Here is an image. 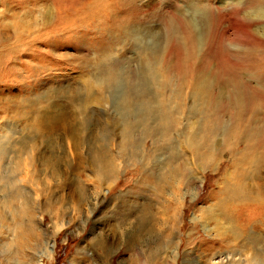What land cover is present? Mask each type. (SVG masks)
<instances>
[{"label":"rangeland","instance_id":"1","mask_svg":"<svg viewBox=\"0 0 264 264\" xmlns=\"http://www.w3.org/2000/svg\"><path fill=\"white\" fill-rule=\"evenodd\" d=\"M104 2L92 20L61 18L56 0H0V264H264V149L246 152L264 102L252 126L230 116L249 119L243 99L214 129L166 31L177 11L194 26L216 94L219 15L264 94V0ZM112 70L125 94L137 86L132 107Z\"/></svg>","mask_w":264,"mask_h":264},{"label":"bare ground","instance_id":"2","mask_svg":"<svg viewBox=\"0 0 264 264\" xmlns=\"http://www.w3.org/2000/svg\"><path fill=\"white\" fill-rule=\"evenodd\" d=\"M86 2H87L86 0H56L57 6L59 7L58 12L61 18L64 15L66 16L68 14H69V17L68 16L66 17L73 18L77 14H80V13L83 14L82 10L84 9L87 11V13L85 14L88 15L89 19L96 20L98 19L97 10L101 9L100 11H104V10L107 11L105 7L106 3L104 2V0L95 1L96 6L94 7H96V10L91 7L86 6L88 5V3ZM75 8H78L79 11H76ZM177 12L178 13H175L173 18H171L170 20H166L168 21V30L166 31H167L168 37L171 38L172 39L171 41L174 43V45H172L171 50H174L173 52L176 53L175 56H178V58L176 57L177 63H174V64H176L175 65L176 68L181 72V75L183 77L187 76L188 78L187 83L190 84V87H191L190 96L192 97V100H194L197 104L203 102L204 100H207L208 104L210 105L207 108V113L210 116L216 115V122H214L213 124L214 129H216L215 128L216 125L218 126L220 125L219 122L221 121L223 114L228 113L229 110L236 107V105L239 106L240 103H242L241 100L246 99L249 101L247 110L249 111L251 115L250 117H248L249 119L247 121H244L243 119L238 117L237 114L231 115L232 112H229V113H230V116L235 119L234 124L236 128L247 122H249V126H252L254 123H256L255 121L258 119L257 110L261 108V106L263 105L264 94H262L261 90L253 88L250 82H245L241 77V74H242L241 71L242 70L245 71V69H248V66L246 65V63H248L249 61L250 62L255 61L254 59L253 60L250 59V56L252 54L251 50L245 49L247 53L245 52L246 54L243 53L242 55L241 54L237 55L236 53L231 54L228 48L226 47L225 36L222 33L220 34L219 33L220 30L217 28L220 26V24H222L221 22L223 21L219 17V15L215 14L213 18L214 19L213 24H214L215 29L213 28L214 30L212 31V34H214V42H213L214 50L212 52L211 57H208V59L209 60L212 59L211 61L213 62V59L216 61V58H218V61H220L221 64L219 65L218 69L215 70V72L211 71L215 75V79L217 77L216 86L217 88H219L216 94H214L213 83L209 81L208 77H205V76L203 77L205 72H207L208 74L209 64H206L205 63L206 61L203 60L205 64L201 66L199 65L200 63L197 61L196 55L198 51L197 49L199 46L200 38L195 36L194 28H193L194 26L192 27L191 23L186 21L184 18H181L179 15V11ZM236 14L239 16L240 13L236 12ZM238 16L237 18L239 17L243 18V16H239V17ZM67 22L68 21H62L63 26ZM176 25H180L179 30H178L180 33H177L176 30L178 29V26ZM244 28H245V32L248 33L247 34L248 38L251 37L252 39L257 41V38H255L253 33L250 32L251 29L249 25L245 24ZM173 52L172 54H175ZM230 55H232L233 59L236 58L239 63L235 64L233 60L228 61ZM256 64L258 66H264V60L260 59L256 62ZM243 65L245 66V68L243 67ZM112 71H113V74L110 76L111 78L109 76L108 77H109V80L111 79L114 83L115 88L113 87V90L116 91L118 94H120L121 100L125 103V107H123L122 110L126 108L128 102H130V106L132 107L133 106L132 104L135 103V98L138 96V94H136L135 96L133 93L134 90L136 91L137 86L132 85V84L126 86L125 90L127 92L129 90V93L125 94L124 90L122 89L123 87L121 85H115L118 79L116 75H114L115 71L114 70ZM226 100H229L228 104L223 103V102H227ZM256 100H260V102L258 103L256 102ZM123 105L124 104L122 103V106ZM146 111H148V108ZM130 130L131 129H128V132H130ZM250 130L251 129L248 130L249 133H250ZM242 134L245 135V133H242ZM262 134L264 135V129H262L261 131L252 132L249 138L252 139L253 141L256 140V142L253 143L251 146H249L246 152L253 153L254 152L253 150L257 149L258 145L263 147L264 149V141L263 140L257 141V138L261 136ZM242 138H243L242 136L239 137L237 135L238 141L241 140ZM53 249H54V246H49V249L46 251L45 255L51 256V254L53 253ZM41 260L42 259H40V261Z\"/></svg>","mask_w":264,"mask_h":264}]
</instances>
